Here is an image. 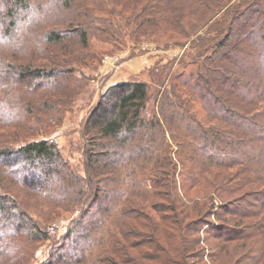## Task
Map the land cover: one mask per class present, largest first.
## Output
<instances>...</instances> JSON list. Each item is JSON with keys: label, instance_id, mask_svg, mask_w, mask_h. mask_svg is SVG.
Listing matches in <instances>:
<instances>
[{"label": "trees", "instance_id": "obj_1", "mask_svg": "<svg viewBox=\"0 0 264 264\" xmlns=\"http://www.w3.org/2000/svg\"><path fill=\"white\" fill-rule=\"evenodd\" d=\"M0 264H264V0H0Z\"/></svg>", "mask_w": 264, "mask_h": 264}, {"label": "rangeland", "instance_id": "obj_2", "mask_svg": "<svg viewBox=\"0 0 264 264\" xmlns=\"http://www.w3.org/2000/svg\"><path fill=\"white\" fill-rule=\"evenodd\" d=\"M159 35L151 36L150 39L144 40L142 39L139 43L135 44V48L131 49L133 53L129 54L131 51V46L126 48L122 47L121 49H116L112 54H106L102 59V65L99 70L89 71L86 70V73L91 76L90 87L93 90L94 95L106 89L111 84H114L120 80H125L128 78H137L141 80H146L147 69L151 67L155 62L159 59H163L166 61L168 58H171L173 54L180 51L178 47H168L165 48L163 44L158 41H164L166 39H170L172 37V33L170 31L160 32ZM173 37H176L173 35ZM154 40V41H153ZM103 47H108L107 44L103 45ZM128 48V49H127ZM83 111H75L71 115L66 117V122L57 127L56 132H54L53 136L58 140L59 144H61L65 151L68 152L71 148L68 139L69 136L65 134L66 132H71V135L75 137L73 127L68 126L72 121L75 123V118L79 116ZM67 124V125H66ZM77 155V153H75ZM65 222L61 219H56L53 222V225L56 228H59V232L64 231ZM202 226L201 228H205ZM47 250V246L42 247L37 250L36 256L41 259L44 257Z\"/></svg>", "mask_w": 264, "mask_h": 264}]
</instances>
